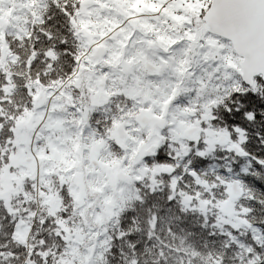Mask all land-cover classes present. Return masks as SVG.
I'll return each mask as SVG.
<instances>
[{
    "label": "snow or ice",
    "instance_id": "obj_1",
    "mask_svg": "<svg viewBox=\"0 0 264 264\" xmlns=\"http://www.w3.org/2000/svg\"><path fill=\"white\" fill-rule=\"evenodd\" d=\"M0 264H264V0H0Z\"/></svg>",
    "mask_w": 264,
    "mask_h": 264
}]
</instances>
